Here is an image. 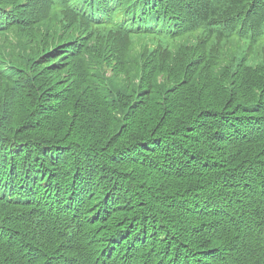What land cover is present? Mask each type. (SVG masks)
Segmentation results:
<instances>
[{"label": "trees", "instance_id": "trees-1", "mask_svg": "<svg viewBox=\"0 0 264 264\" xmlns=\"http://www.w3.org/2000/svg\"><path fill=\"white\" fill-rule=\"evenodd\" d=\"M0 264H264V0H0Z\"/></svg>", "mask_w": 264, "mask_h": 264}, {"label": "rangeland", "instance_id": "rangeland-1", "mask_svg": "<svg viewBox=\"0 0 264 264\" xmlns=\"http://www.w3.org/2000/svg\"><path fill=\"white\" fill-rule=\"evenodd\" d=\"M140 42L143 43L144 40L142 39V41L140 40ZM129 43H126V45H125V53H126L127 46H128V52H130L131 55H136L137 52L142 49V47H140L141 44H138L135 40L133 41V43H130V44ZM104 47H107V46H104ZM108 47H111L112 48V46H108ZM14 50H16V49H14ZM17 52H18V50H17ZM12 108H13V106H11V109ZM12 114L14 115V112L13 111H12ZM75 132L76 131L71 132L70 135H73V134L75 135ZM82 135L85 136V137H87V138H91L92 137V133H82Z\"/></svg>", "mask_w": 264, "mask_h": 264}]
</instances>
